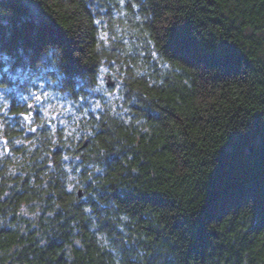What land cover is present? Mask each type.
I'll list each match as a JSON object with an SVG mask.
<instances>
[{
  "label": "trees",
  "instance_id": "obj_1",
  "mask_svg": "<svg viewBox=\"0 0 264 264\" xmlns=\"http://www.w3.org/2000/svg\"><path fill=\"white\" fill-rule=\"evenodd\" d=\"M0 264H264V0H0Z\"/></svg>",
  "mask_w": 264,
  "mask_h": 264
},
{
  "label": "water",
  "instance_id": "obj_2",
  "mask_svg": "<svg viewBox=\"0 0 264 264\" xmlns=\"http://www.w3.org/2000/svg\"><path fill=\"white\" fill-rule=\"evenodd\" d=\"M103 79L105 81V84L106 86L108 87H113L115 85V80L111 77V75L109 74H105L103 76ZM40 97V100H42V97L40 95H37ZM27 108L29 110V112H22L20 113V116L23 117L24 119H32L33 116H34V113L36 112V99L32 100L28 105H27ZM17 116L16 113H12L9 115L10 118H15ZM36 130H37V125H33L31 126L30 128L27 129V133L29 134H35L36 133ZM4 143H6V138H3L2 140ZM88 140L86 139L84 142H83V146H85L87 144ZM5 150L6 152L8 153L9 150H10V147L8 145L5 146ZM83 190L80 189L78 191V194L79 196H82L83 195Z\"/></svg>",
  "mask_w": 264,
  "mask_h": 264
},
{
  "label": "snow or ice",
  "instance_id": "obj_3",
  "mask_svg": "<svg viewBox=\"0 0 264 264\" xmlns=\"http://www.w3.org/2000/svg\"><path fill=\"white\" fill-rule=\"evenodd\" d=\"M192 55H203L205 56L206 58L210 59V60H216L219 58V54L218 53H215V52H208V53H197V52H192L191 53ZM36 102L37 103H40V97L37 96L36 98Z\"/></svg>",
  "mask_w": 264,
  "mask_h": 264
},
{
  "label": "flooded vegetation",
  "instance_id": "obj_4",
  "mask_svg": "<svg viewBox=\"0 0 264 264\" xmlns=\"http://www.w3.org/2000/svg\"><path fill=\"white\" fill-rule=\"evenodd\" d=\"M27 112H29V111H27ZM24 121H25L26 128H28L29 126H33V125L36 124L34 122L35 121L34 117L32 119H24Z\"/></svg>",
  "mask_w": 264,
  "mask_h": 264
}]
</instances>
